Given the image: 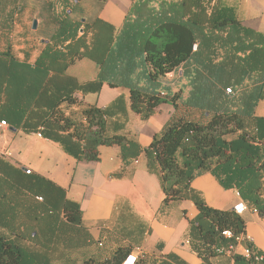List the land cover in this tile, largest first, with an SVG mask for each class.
<instances>
[{"label": "trees", "instance_id": "1", "mask_svg": "<svg viewBox=\"0 0 264 264\" xmlns=\"http://www.w3.org/2000/svg\"><path fill=\"white\" fill-rule=\"evenodd\" d=\"M39 1L45 25L35 33L44 42L29 63L28 57L18 59L9 40L27 4L0 0V122L25 134L40 133L76 162L99 161L102 146L118 147L123 163L143 155L147 169L159 173L161 210L181 201L197 209L187 235L202 259L234 244L223 231L245 235V222L234 210L207 206L191 188L195 178L210 174L264 220V118L254 115L264 100L263 33L244 26L223 0H129L119 28L88 18L81 7L108 0ZM80 60L97 68L93 81L80 83L67 74ZM178 69L188 89L185 98L181 91L163 92L160 84ZM104 85L126 89L129 110L143 122L162 104L171 105L172 115L147 147L121 133L125 120L112 121L124 118L122 98L100 108L83 105L76 96L98 94ZM26 171L0 158V264H52L85 237L79 205L51 180ZM36 204L59 213L50 234L39 230L37 245V233L22 229L21 214L26 217ZM245 245L251 258L235 255V263H264L263 256L254 261L260 255L252 244ZM128 254L118 248L95 264H122Z\"/></svg>", "mask_w": 264, "mask_h": 264}, {"label": "crops", "instance_id": "2", "mask_svg": "<svg viewBox=\"0 0 264 264\" xmlns=\"http://www.w3.org/2000/svg\"><path fill=\"white\" fill-rule=\"evenodd\" d=\"M223 1L234 8L244 26L264 34V0ZM81 7L88 18L98 17L119 28L130 7V1L108 0L103 5L85 2ZM38 53L27 51L17 57L19 60L28 57V62L32 63ZM67 74L80 83L90 82L96 78L97 68L90 61L80 60L69 67ZM160 84L164 88L163 92L181 91L182 98H185L188 91L184 88L186 82L181 78V69L161 79ZM76 96L83 105H96L100 108L122 98L121 111L124 118L119 115L113 117L112 121L125 120L121 133L127 134L142 148L149 145L152 137L160 132L173 113L169 103L162 104L148 121H141L129 110V94L124 88L104 85L98 94ZM254 115L264 118V100L257 103ZM133 122L137 127H133ZM2 131L13 135L9 138V150L17 135L25 134L8 126L0 127V133ZM25 135H34L40 142L50 143L40 133ZM51 145L61 150L57 144ZM57 147L50 149L56 150ZM6 149L0 144V158L14 168L21 171L25 169L10 160L9 154L4 151ZM98 155L97 162H76L66 155L74 162L65 160L71 177L67 171L64 176L58 175V179L52 175L43 176L62 188L68 200L79 205L81 231L85 235L84 239L75 243L81 244L79 247L74 246L65 257L54 259L52 264H82L89 259L95 264L110 259L118 248L129 250L128 256L136 258L135 264H244L235 263L228 256L206 259L197 256L188 243L187 235L189 222L197 216V209L190 201H181L171 203L161 210L163 194L159 173L155 168L151 171L147 169L143 155L137 159L127 158L123 163L116 146L99 147ZM25 170L41 175L29 168ZM191 188L200 193L207 206L213 209L233 210L240 203L246 206L248 210L240 215L245 222V237L251 241L256 253L264 257V220L242 202L236 195L237 191L224 190L208 173L195 178ZM69 239L75 241L73 235ZM235 253L240 256L241 248L237 247Z\"/></svg>", "mask_w": 264, "mask_h": 264}, {"label": "rangeland", "instance_id": "3", "mask_svg": "<svg viewBox=\"0 0 264 264\" xmlns=\"http://www.w3.org/2000/svg\"><path fill=\"white\" fill-rule=\"evenodd\" d=\"M25 2L27 7L17 18L13 33L9 38L12 52L17 56L27 51L30 53H38L43 48L41 42H44L41 39L42 34L40 35V33H35L36 31L31 30L32 20H37V28L40 30L44 29L45 14L41 10L40 1L25 0ZM184 88H186V84ZM132 125L133 127L136 126L134 122ZM10 136L13 135L9 132L2 131V133H0V144L4 148H7L4 151L9 154L10 160L20 164V167L25 169L29 168L37 173H41V175L45 177H50V175H52L51 177H55L56 179H58V175L64 176L67 171L69 177H71L70 169L65 163L67 162L65 160H69L73 164L74 162L58 149L57 146L56 150L50 149L56 147L51 145V143L40 142L34 135L19 134L9 150V138H12ZM21 214L22 221L24 222V224H22V229L32 233V236L36 233L38 235L40 229L43 230V235L50 234V230L57 226V219L59 216L56 210H49L43 204L32 205L26 217L22 212ZM39 239L40 236L38 235L33 243H37ZM29 263L34 264L35 261L31 260Z\"/></svg>", "mask_w": 264, "mask_h": 264}, {"label": "built area", "instance_id": "4", "mask_svg": "<svg viewBox=\"0 0 264 264\" xmlns=\"http://www.w3.org/2000/svg\"><path fill=\"white\" fill-rule=\"evenodd\" d=\"M226 94H231V90L227 89L226 90ZM0 127H7V124H5L4 122H0ZM30 171H26V174H29ZM236 195L239 197L238 192L236 193ZM240 198V197H239ZM38 201H41L40 198H37ZM236 214L241 215L242 213H244L245 211L248 210V208L246 206H244L243 204H238L236 206H234V209ZM253 213H256L254 210H252ZM222 237L226 240H231L234 244L230 245L227 248H221V249H217L215 251V253L217 255H221V256H228L233 258L235 255H237L235 253L236 248L240 247L241 248V255L243 258L245 259H249L252 256V252H251V248H248L245 243L248 242L251 244V241L245 237V235L241 234L239 236H235L231 231H223L222 232ZM263 260L262 256H254V261L255 262H260ZM136 258L132 257V256H128L126 258V260L122 263V264H135Z\"/></svg>", "mask_w": 264, "mask_h": 264}, {"label": "water", "instance_id": "5", "mask_svg": "<svg viewBox=\"0 0 264 264\" xmlns=\"http://www.w3.org/2000/svg\"><path fill=\"white\" fill-rule=\"evenodd\" d=\"M36 29H37V20H33L32 21V25H31V30L32 31H36ZM22 171H26L25 169H23Z\"/></svg>", "mask_w": 264, "mask_h": 264}]
</instances>
